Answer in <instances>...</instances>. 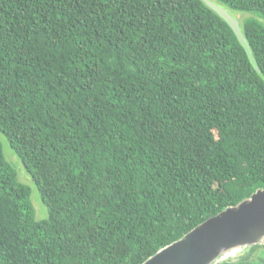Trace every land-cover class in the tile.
<instances>
[{
	"label": "trees",
	"instance_id": "1",
	"mask_svg": "<svg viewBox=\"0 0 264 264\" xmlns=\"http://www.w3.org/2000/svg\"><path fill=\"white\" fill-rule=\"evenodd\" d=\"M0 0V264H140L264 188V0ZM218 264H264V244Z\"/></svg>",
	"mask_w": 264,
	"mask_h": 264
},
{
	"label": "water",
	"instance_id": "2",
	"mask_svg": "<svg viewBox=\"0 0 264 264\" xmlns=\"http://www.w3.org/2000/svg\"><path fill=\"white\" fill-rule=\"evenodd\" d=\"M236 34L255 65L238 18L213 0H203ZM264 244V188L207 217L179 238L160 247L140 264H218L241 248Z\"/></svg>",
	"mask_w": 264,
	"mask_h": 264
},
{
	"label": "rangeland",
	"instance_id": "3",
	"mask_svg": "<svg viewBox=\"0 0 264 264\" xmlns=\"http://www.w3.org/2000/svg\"><path fill=\"white\" fill-rule=\"evenodd\" d=\"M234 14L240 18V15L243 14V12H237L234 11ZM0 142L2 143L4 154L7 157L8 160H10L13 164V167L15 168L17 172L18 179L30 187V200L32 202V205L35 210V218L36 219H43L47 217V208L42 203L38 190L33 183L30 174L25 170L24 166L22 165L19 158L16 156V154L11 150V148L8 145V142L4 135L0 132ZM240 250L234 251L231 253V256H235L239 253Z\"/></svg>",
	"mask_w": 264,
	"mask_h": 264
}]
</instances>
